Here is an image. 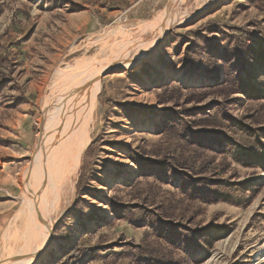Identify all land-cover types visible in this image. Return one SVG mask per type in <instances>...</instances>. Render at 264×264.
<instances>
[{
    "label": "rangeland",
    "instance_id": "rangeland-1",
    "mask_svg": "<svg viewBox=\"0 0 264 264\" xmlns=\"http://www.w3.org/2000/svg\"><path fill=\"white\" fill-rule=\"evenodd\" d=\"M172 11L181 14L180 23L169 26L150 54L146 47L135 67L114 69L99 80L89 141L61 201L64 211L59 218L52 214L49 244L32 264H58L79 246L88 250L71 264H141L139 258L147 255L140 253L149 245L183 264H264V0H0V264L33 253L43 241L40 222L24 206L23 184L49 138L43 127L66 109V91L74 98L76 73L95 74L133 42L154 39V23ZM232 50L235 56L227 61L224 52ZM226 83L238 91L227 97L223 114L215 102L223 100ZM163 84L211 88L199 102L176 91L173 107L160 103L172 92L160 89ZM168 107L193 109L194 116L170 117L182 134L188 121L198 130L205 120L206 131L196 140L201 158L213 152L218 162L225 155L222 178L242 183L226 191L249 202L192 203L168 167L162 174L161 167H138L131 159L158 160L159 149L174 151L181 144L166 128L169 118L162 109ZM226 115L260 130L249 136ZM228 140L251 150L246 163L233 160ZM119 204L138 206L113 212L111 205ZM159 216L206 229L189 238L192 245H171L160 237ZM30 220L34 234L26 243Z\"/></svg>",
    "mask_w": 264,
    "mask_h": 264
},
{
    "label": "bare ground",
    "instance_id": "bare-ground-1",
    "mask_svg": "<svg viewBox=\"0 0 264 264\" xmlns=\"http://www.w3.org/2000/svg\"><path fill=\"white\" fill-rule=\"evenodd\" d=\"M175 11H172L169 14H164L158 19V21L156 20L157 22L154 23L157 24L154 39L150 40L148 37V41L133 42L132 45L130 44L124 48V52L122 51L123 56H121V52L119 57L113 58L95 74H85L84 77V72L83 74L82 72L76 73V76H79L77 77L79 83L73 87V91L71 92V96L74 94L76 96L74 95V98H71L69 96L70 92L68 93L66 91L65 95L67 96L62 99H70L67 104L68 107L65 102H62L65 103L66 106L64 107L66 109L61 111L60 108H64L62 106L59 108L60 111L57 115L53 116L52 114L49 117L48 122H46L47 124H45V127H43L44 129L42 130V133L47 131L46 136L49 138L47 137L48 140L45 142L41 150L38 151V156L40 158L32 168L29 169L27 175L28 180L26 183L23 181L25 192L24 206L28 210L27 212H29V216H31V214L34 215L36 220L40 222V226L43 230V241L33 253L24 257V254L22 253V255L18 257L20 259L15 260L12 264H32L36 259L34 254L48 246L49 233H52L54 222L51 216L52 214H56V217L59 218L62 215L64 207L61 206V201L64 195H68L72 188V175L77 169L80 154L89 141L88 133L92 117L91 114L100 88V83L97 79L98 76L102 72L109 70L112 64H115L114 69H128L135 67L146 54L144 53L146 47L152 49L153 46L167 33L168 28L180 23L182 16ZM154 24L152 23L153 26ZM123 44L125 45V41ZM116 46H118V44ZM124 59L125 61L119 62V60L121 61ZM26 174L27 171L24 176H26ZM39 216L41 217L40 220ZM28 221H26L27 226L24 230L26 243L29 242V239L34 234V228L32 227L33 221L30 220L32 222L31 224H29ZM30 225L32 228L29 227Z\"/></svg>",
    "mask_w": 264,
    "mask_h": 264
},
{
    "label": "trees",
    "instance_id": "trees-1",
    "mask_svg": "<svg viewBox=\"0 0 264 264\" xmlns=\"http://www.w3.org/2000/svg\"><path fill=\"white\" fill-rule=\"evenodd\" d=\"M190 49V48H189ZM254 51V50H253ZM235 50L232 51H225L224 54L226 55V60L231 61L233 59ZM186 55H188V51L185 52ZM215 61V60H214ZM217 69V64L214 65ZM238 80L245 83V80L241 78V76H238ZM241 83V82H240ZM222 85V84H220ZM234 87V86H233ZM170 88L172 92H167L165 94V97L162 102L170 101L172 103L171 106L175 107L178 106L176 100L179 97V94L173 95V93L182 92L185 91L187 93L185 95V100L187 99L188 102L191 101H202L205 99L204 95H208L209 89L211 88V85H198V86H186V87H173L171 84H163L160 89L164 90L166 92V89ZM222 92L220 95L222 96V101L215 102V105L221 109L223 114H226L224 111L225 105H226V99L229 96V94H233L237 92L238 88H232V85L229 83L224 84ZM172 107L163 108L162 112L163 114L167 115L168 122L166 124V128L172 131V138L178 139V141L181 143L177 147V149H174V151L170 150L169 148L166 150L159 149V159L158 160H152L150 158H144L141 156L135 155L137 160L134 156H131V159L133 161L137 162L138 167H142L144 164H147V166L156 165L158 167H161L162 174L166 171V167L169 168V170L173 173H176L180 177V183L177 186L178 190H180L183 195L187 198L186 200L193 203V201H199L202 204H209L213 202L218 201H232L236 204H242L249 202V199L244 197L242 199H234L232 197L233 195H230V190L226 191V189L233 188L234 186L241 185L242 183H230L227 178H222V175L224 174L225 170L227 169L228 163L226 162L225 155H222V157L218 162H214L215 153L212 152V156L207 158H201V155H203V152L199 150V147L201 146L199 142L196 140L199 139L200 132L206 131L207 125H205V120H200L197 125H199L201 128L198 130H192V124L188 121L187 126L184 127L186 129V133L182 134L177 129L173 128L172 122L173 120L170 119L172 115H179L180 118H184L185 116H194L195 113L193 112V109H181L179 111H173ZM175 113V114H174ZM225 120H228L233 127H238L242 129V131L251 136L253 133L257 132L258 128H252L242 122L241 120H235L229 116L226 115ZM263 137H264V129L260 130ZM212 131L207 132V134H212ZM189 135V137H188ZM206 135V134H205ZM210 135H207L208 137ZM182 139V140H181ZM230 143L231 150L229 153H231V156L233 157V160L236 163H246V160L251 157V150L245 145L240 144L239 142L235 140H228ZM201 148V147H200ZM170 150V151H169ZM214 152H220L217 149H213ZM200 151V153H199ZM132 152V151H131ZM221 154H227L226 150H223L220 152ZM211 173L210 175H208ZM245 183V182H244ZM182 196V195H181ZM167 197H165L166 199ZM148 199V196L143 197L141 199L143 202H146ZM112 204L113 201H111ZM161 206L162 203H159ZM129 205H122L119 204L118 206L111 205L113 212L115 213H124L121 209H126ZM138 206L137 204H133L129 206L130 208ZM140 206V205H139ZM150 206H153L152 204ZM186 211H189L188 208ZM126 213H129V209H126ZM194 214H190L189 217L186 219V221H190L193 218ZM180 218H182L181 214L179 215ZM160 221H162L164 225V230L162 234H160V237L166 239L168 243L171 245L176 242V245H185L189 242V238L193 239L194 237L198 236L202 231L204 230H198V229H192L190 226L182 225L180 223H171L167 221L166 219H163L159 216ZM179 220V219H178ZM178 227H181V229L185 232L178 231ZM193 241V240H192ZM193 243L189 242L187 245H192ZM157 246H160V239L157 243ZM186 247V246H185ZM92 249V248H90ZM97 249V248H95ZM88 249L84 250L82 246L74 248V250L67 256V258L58 264H71V261L75 258H79L83 252L87 251ZM140 254L147 255V256H141L139 258V261L141 264H183L181 259L175 260L173 258V255L169 256H160L158 254V251L155 246L149 245V249L145 252H141ZM155 255L152 257V255ZM163 257V258H162Z\"/></svg>",
    "mask_w": 264,
    "mask_h": 264
},
{
    "label": "water",
    "instance_id": "water-1",
    "mask_svg": "<svg viewBox=\"0 0 264 264\" xmlns=\"http://www.w3.org/2000/svg\"><path fill=\"white\" fill-rule=\"evenodd\" d=\"M166 35V34H165ZM164 35V36H165ZM164 36L160 39V40H162L163 38H164ZM158 44V43H157ZM157 44L155 45V46H153V48L151 49V51L149 52V54L152 52V50H154L155 48H156V46H157ZM123 61H125V59L124 60H119V62H123ZM114 66H115V64H112L111 65V68L109 69V70H106V71H104L103 73H101L99 76H98V80H100L101 78H103V76H105L107 73H109V72H111V71H113L114 70ZM80 89V88H79ZM41 219V217L39 216V220ZM49 240H50V238H49ZM48 244H49V241H48ZM46 249V247L45 248H43L42 250H40L39 252H37V253H35L34 254V256H35V258H39L41 255H42V253H43V251Z\"/></svg>",
    "mask_w": 264,
    "mask_h": 264
}]
</instances>
